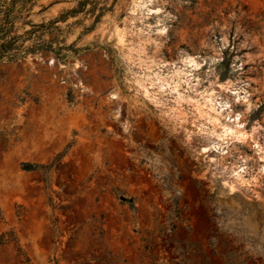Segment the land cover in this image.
I'll list each match as a JSON object with an SVG mask.
<instances>
[{
	"label": "rangeland",
	"instance_id": "rangeland-1",
	"mask_svg": "<svg viewBox=\"0 0 264 264\" xmlns=\"http://www.w3.org/2000/svg\"><path fill=\"white\" fill-rule=\"evenodd\" d=\"M1 43L0 264H264V0H0Z\"/></svg>",
	"mask_w": 264,
	"mask_h": 264
},
{
	"label": "trees",
	"instance_id": "trees-1",
	"mask_svg": "<svg viewBox=\"0 0 264 264\" xmlns=\"http://www.w3.org/2000/svg\"><path fill=\"white\" fill-rule=\"evenodd\" d=\"M82 2L84 1H81L79 2V4H82ZM1 46L3 45L2 43L0 44ZM62 154L58 155V157H60ZM22 168L24 170H34V169H44V171H47V169H49L51 167V165H36V164H28V163H24L22 164ZM3 242V234H0V243Z\"/></svg>",
	"mask_w": 264,
	"mask_h": 264
}]
</instances>
